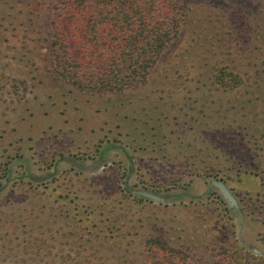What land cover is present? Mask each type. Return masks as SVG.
Wrapping results in <instances>:
<instances>
[{
    "label": "rangeland",
    "instance_id": "1",
    "mask_svg": "<svg viewBox=\"0 0 264 264\" xmlns=\"http://www.w3.org/2000/svg\"><path fill=\"white\" fill-rule=\"evenodd\" d=\"M50 2L0 0V264L264 256V0H183L146 81L106 93L55 72ZM218 68L243 83L217 88Z\"/></svg>",
    "mask_w": 264,
    "mask_h": 264
},
{
    "label": "trees",
    "instance_id": "2",
    "mask_svg": "<svg viewBox=\"0 0 264 264\" xmlns=\"http://www.w3.org/2000/svg\"><path fill=\"white\" fill-rule=\"evenodd\" d=\"M34 1L16 3L27 8ZM183 15V0H51L48 44L54 70L86 91L118 92L141 84L178 36ZM213 75L214 84L224 90L243 83L240 72L233 69L218 68ZM255 81L263 80L258 75ZM39 242L47 245L45 239ZM181 255L178 262L185 264ZM163 260L157 256L155 264H165ZM226 263L264 264V256L233 253Z\"/></svg>",
    "mask_w": 264,
    "mask_h": 264
},
{
    "label": "water",
    "instance_id": "3",
    "mask_svg": "<svg viewBox=\"0 0 264 264\" xmlns=\"http://www.w3.org/2000/svg\"><path fill=\"white\" fill-rule=\"evenodd\" d=\"M43 178V177H42ZM213 185H215L223 195V197L229 202L230 206L234 207L236 206V199L233 196V194L230 192V190L227 188V186L219 180H215L212 182ZM137 194L148 197V198H153L158 200L160 197L157 194H154L152 192H147V191H136Z\"/></svg>",
    "mask_w": 264,
    "mask_h": 264
},
{
    "label": "flooded vegetation",
    "instance_id": "4",
    "mask_svg": "<svg viewBox=\"0 0 264 264\" xmlns=\"http://www.w3.org/2000/svg\"><path fill=\"white\" fill-rule=\"evenodd\" d=\"M102 155V154H101ZM99 163V160H97L96 162H95V164H94V166L96 165V164H98ZM87 170H90L91 168L90 167H88V168H86ZM48 175H43V176H41L40 177V179H43V178H46ZM43 177V178H42ZM218 180V179H217ZM213 181H215V180H213ZM212 181V182H213ZM219 181H221V180H219ZM223 182V181H222ZM224 183V182H223ZM225 184V183H224ZM226 185V184H225ZM215 186V185H214ZM216 187V186H215ZM217 188V187H216ZM228 188V187H227ZM229 189V188H228ZM219 190V189H218ZM230 190V189H229ZM128 191L133 195V196H136V197H142V198H144V199H149V200H156V199H153V198H148V197H144V196H141V195H139V194H137L136 193V191H147V192H152V193H154V194H156L154 191H152V190H140V189H128ZM220 191V190H219ZM231 192V191H230ZM221 193V192H220ZM232 193V192H231ZM158 195V194H157ZM222 195V194H221ZM160 198L157 200V201H165L166 200V198H164V197H162V196H160V195H158ZM234 196V195H233ZM222 197H223V195H222ZM224 198V197H223ZM225 199V198H224ZM226 200V199H225ZM227 201V200H226ZM228 202V201H227ZM229 203V202H228ZM230 205V204H229Z\"/></svg>",
    "mask_w": 264,
    "mask_h": 264
}]
</instances>
